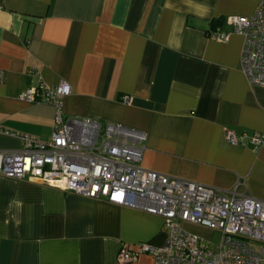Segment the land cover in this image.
Instances as JSON below:
<instances>
[{"label": "crops", "instance_id": "obj_1", "mask_svg": "<svg viewBox=\"0 0 264 264\" xmlns=\"http://www.w3.org/2000/svg\"><path fill=\"white\" fill-rule=\"evenodd\" d=\"M258 1L4 0L0 128L51 138L53 108L17 99L34 67L46 83L70 85L66 115L145 131L142 168L264 200V146L223 138L225 128L264 133V87L247 82L243 38L223 22L251 15ZM215 31L227 40L212 39ZM20 146L0 134V149ZM165 237L157 215L0 176V264H117L122 244L161 246Z\"/></svg>", "mask_w": 264, "mask_h": 264}, {"label": "built area", "instance_id": "obj_2", "mask_svg": "<svg viewBox=\"0 0 264 264\" xmlns=\"http://www.w3.org/2000/svg\"><path fill=\"white\" fill-rule=\"evenodd\" d=\"M223 22L243 38L240 68L247 82L264 87V0L258 1L251 15H230ZM209 36L220 42L228 38L218 31ZM26 75L35 77V82L17 99L51 106L53 132L42 142L0 128V134L21 144L18 149H0V176L35 181L161 217L166 230L163 245L122 244L117 264L135 261L143 253L152 256L153 264H264V200L142 168L145 131L89 116L66 115L63 99L70 95V85L63 79L50 85L34 67ZM4 79L0 69V84ZM223 138L232 146L250 145L253 152L264 146V133L260 132L236 135L225 128ZM187 224L219 232L216 249L186 230Z\"/></svg>", "mask_w": 264, "mask_h": 264}, {"label": "rangeland", "instance_id": "obj_3", "mask_svg": "<svg viewBox=\"0 0 264 264\" xmlns=\"http://www.w3.org/2000/svg\"><path fill=\"white\" fill-rule=\"evenodd\" d=\"M191 233L195 234L196 236H198L200 238H203L204 240L209 241L211 249H216V247L219 243V240H220V233L219 232L212 231V230H209V229L203 228V227L201 229H199V231H195V232H191Z\"/></svg>", "mask_w": 264, "mask_h": 264}]
</instances>
